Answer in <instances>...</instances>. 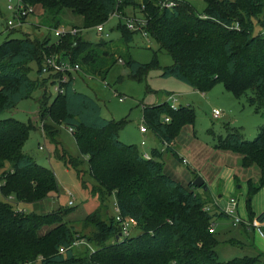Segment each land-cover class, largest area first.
Instances as JSON below:
<instances>
[{"label": "trees", "instance_id": "1", "mask_svg": "<svg viewBox=\"0 0 264 264\" xmlns=\"http://www.w3.org/2000/svg\"><path fill=\"white\" fill-rule=\"evenodd\" d=\"M22 1L34 6L49 27L63 25L64 18L71 20L69 27L80 32L56 41L49 36L36 39L25 35L0 44V117L43 89L38 112L51 121L59 118L56 125L72 131L97 186L93 194L114 197L116 213L110 214L107 203V210H102L101 200L84 218L93 226L98 245L89 255L77 256L73 244L86 236L64 221L72 208L44 214L15 209L11 200L36 204L57 192L58 185L51 169L24 152L30 131L36 128L35 118L27 123L0 119V264H264V252L220 262L215 217L229 216L205 195L209 187L205 191L193 181H178L166 169L159 149L154 147L150 158H145L137 146L121 141L120 133L128 120L105 118L99 101L75 88L74 73H66L63 93L52 97L47 84H54L62 74L42 71L46 57L56 55L79 65L77 73L105 80L110 67L121 59L130 68V75L140 78L149 66L129 56L106 67L112 55L109 50L102 52L108 47L106 42L93 44L81 34L82 29L107 23L115 11L124 20L131 9L146 18L148 35L173 59L171 66L162 69L163 76H173L203 93L221 83L236 98L246 96L260 111L264 109V32L255 34L254 29L256 25L264 29V0H204L202 13L187 1H178L171 9L162 7L160 0ZM119 29L125 43H130L136 32L121 21ZM31 63L37 65L38 77L34 79L28 75ZM142 111L148 132L176 155L171 143L184 125L193 123L194 110L190 106L173 109L166 101L144 106ZM49 124L45 122L44 129L58 151V130L48 131ZM222 142L225 149L241 157L243 168H258V181H247L246 208L250 222L264 224V210L256 214L251 206L253 197L264 187V126L252 141L243 140L231 129ZM61 156L75 168L84 161ZM117 211L134 221L138 235L122 234ZM231 221L234 227L246 226V222L234 225ZM228 241L237 244L235 239Z\"/></svg>", "mask_w": 264, "mask_h": 264}, {"label": "rangeland", "instance_id": "2", "mask_svg": "<svg viewBox=\"0 0 264 264\" xmlns=\"http://www.w3.org/2000/svg\"><path fill=\"white\" fill-rule=\"evenodd\" d=\"M18 1L0 0V44L8 38H20L25 35L36 39L49 36L52 41H56L58 38L55 36L54 28L49 27L45 20H42L40 12L29 16L22 27L15 28L8 25V21L12 19V13L8 10V6L11 3L16 4ZM179 1L190 2L199 13H202L205 9L204 0ZM127 13L130 16L141 17L139 11L133 14L131 9H128ZM70 21L63 18L62 24L69 26ZM75 21L73 22L79 23L78 20ZM120 21L124 23L123 19L112 17L105 23L103 33H99L95 28H89L82 29L81 34L93 44L106 42L108 47L106 49L102 48V52L109 50L112 53L108 56L106 67H109L115 60L117 61L119 57L124 60L131 56L137 62L149 66L148 69L141 74L140 78H137L130 75L131 70L126 64L118 61L110 67L105 80L100 76L86 75L83 72L74 73L75 88L79 92L96 98L101 104L102 114L105 118L115 121L128 120L127 125L120 133L121 141L137 146L140 152L157 147L161 152V160L166 169L183 184L194 182L198 176H201L209 187V193L205 195L212 200L216 207H220L218 193L222 194V208L225 207L226 198L233 193L232 196L234 195L239 200L238 213L241 217L247 219V184L244 182L246 172H243L245 168L241 165V157L237 153L225 149L222 140L224 141L227 138L231 129L237 130L243 140H254L259 128L264 126V109L256 111L255 107L249 104L246 96L236 98L221 83L203 93L173 76H163L162 69L173 64L171 55L161 49L159 43L152 36L145 37L140 32L134 34L130 43H125L119 29ZM261 32H264V29L256 25L254 33ZM152 64L156 66L150 67ZM30 67L29 77L32 79L37 78V65L31 63ZM86 71L91 73L90 70ZM105 82L108 85H105ZM56 85L57 83L47 84L48 95L49 93L52 97L56 95ZM42 94L43 89H38L32 97L5 111L0 119L14 118L27 123L35 118L36 128L30 131V137L24 145V152L35 158L39 165L54 172L58 191L36 204H17L12 200L11 204L18 211L38 214L49 213L57 209L72 208L73 211L65 215L63 219L72 224L79 235L86 236V238L77 240L73 244V251L77 256L89 255L98 245L97 237L95 233H92L94 231L93 226L83 220L97 209L101 200L103 202V205L101 203L100 206L101 209L107 210V206H105L107 203L110 214L115 215V200L114 197L109 195L95 196L93 194L92 190L94 189V192H96L97 186L94 185L95 182L90 176L87 161L82 158L73 133L63 124L56 125L59 118H53V121H51V119L42 117L38 112L39 99ZM120 97L124 98L123 102L119 100ZM174 98L177 107L190 106L195 114L193 123L184 125L177 133L178 135L173 143H171L170 148L175 151L176 155L156 140L152 136V132L145 134V136L140 132V127L145 126L143 123V107L166 101L172 103ZM215 109L220 112L218 118L213 116ZM45 122L50 123L48 131L54 133L56 128L58 130V151L56 144L48 138L50 134L46 135ZM143 139L146 141L145 146L141 145ZM62 154L65 158L68 155L80 158L84 160L83 164L78 168L66 164L61 156ZM225 167L235 171L240 179H236L237 184L233 181L227 184L226 176H222ZM258 172L259 170L255 166L251 170L249 169L250 179L257 182ZM213 193L216 195H213ZM251 206L255 213L262 210L264 206V187L253 197ZM215 222L217 237L220 240V244L216 248L220 262H227L233 258L256 256L258 252L255 248L264 251V239L259 238L257 234L254 235L250 231L246 233L242 227H233L231 218L221 219L215 217ZM133 225L130 226V233L131 235H138L140 230L135 224ZM234 236L238 238V240L235 239L237 244H231L228 241L229 238ZM88 238L90 239L88 240ZM247 240H250V242L247 243ZM241 241L247 243L246 246Z\"/></svg>", "mask_w": 264, "mask_h": 264}, {"label": "built area", "instance_id": "3", "mask_svg": "<svg viewBox=\"0 0 264 264\" xmlns=\"http://www.w3.org/2000/svg\"><path fill=\"white\" fill-rule=\"evenodd\" d=\"M119 1H121V0H119ZM178 1L179 0H160L159 3L162 7L171 9L177 5ZM8 10L12 13V19H10L8 21V25L11 27H15V28L22 27L25 24V20L29 16L39 13L38 10L34 6L28 5V4L24 3L22 0H19L16 4L11 3L8 6ZM112 17H119L120 18L121 15L118 11H115L114 13H112L110 15V19ZM124 23L130 31L140 32L145 37L149 36L148 32L146 31L147 20L145 17H143V16L138 17L136 15H132V16L129 15V17L124 18ZM104 25L105 24L97 25L95 27V29L99 33H103L104 32ZM54 30H55V36L58 39L66 36V35L75 36L80 32L79 28H73V27L64 26V25L56 27V28H54ZM106 35L108 36V33ZM120 63H123V61L121 59H120ZM42 71L45 74H48V73H54V74L61 73L62 74V76L57 78L55 83H54V84L57 83L55 91H56V94H58V93H63V91H64L63 87H61V84L64 83L65 81H67L66 73L67 72L77 73L78 71H80V67L77 64L72 65L68 61H62L59 59L58 56L52 55V56L46 57L44 64H43V67H42ZM105 85H108V84L105 82ZM115 94L117 95V93H115ZM119 100L121 102H123L124 98L120 97ZM175 103H176V99L174 98V100L171 103V106L173 109H177V106L175 105ZM219 115H220L219 110L215 109L213 111L214 118H218ZM169 120H170L169 118H166V121H169ZM140 131L142 133L148 132V130L146 129L145 126H141ZM142 144L143 145L146 144L145 141H142ZM40 149H42V147H40ZM144 157L150 158V155L144 154ZM206 210H209V208ZM221 210L225 214H227L229 217L232 218L234 225L239 224L242 221L246 222L248 225L253 226L255 231L261 237H264V231H263L264 224L252 223L249 220H244L238 213V202L235 198L231 197L228 201L227 206L222 208ZM116 220L122 226V234L129 235L131 232L130 226L135 224L134 221L130 218L121 217V215L118 211H117V215H116ZM211 232H213V230H211ZM61 251H63V249H61Z\"/></svg>", "mask_w": 264, "mask_h": 264}, {"label": "crops", "instance_id": "4", "mask_svg": "<svg viewBox=\"0 0 264 264\" xmlns=\"http://www.w3.org/2000/svg\"><path fill=\"white\" fill-rule=\"evenodd\" d=\"M37 114V113H36ZM141 132V131H140ZM149 132H147V133H142L141 132V134L143 135V136H145V134L147 135ZM142 141H144V139L142 140ZM142 143V142H141ZM142 145V144H141ZM145 146V145H144ZM155 148H157V147H155ZM151 151L152 150H143L142 151V153L143 154H149L150 156H151ZM198 166V165H197ZM252 168V167H251ZM251 168H248V169H243V172H246L245 174V178H244V182L247 184V181H248V179H250L251 178V176L249 175V173H248V171H249V169L251 170ZM245 170V171H244ZM224 173V174H223ZM223 173H222V176L224 175V176H226V178H227V180H228V183L227 184H229V183H231L232 181L235 183V184H237L236 183V179L237 180H240L239 179V177L236 175V173H235V171L233 170V169H230V168H224V170H223ZM259 174V172L257 173V175ZM221 175V174H220ZM238 187H240V186H238ZM236 193V192H235ZM232 194L233 193H231V194H229V196L226 198V202H225V207L227 206V204H228V201H229V199L231 198V197H233V198H235L236 199V197H234V195L232 196ZM213 195H216L215 193H213ZM217 197H218V202H220L219 203V206H220V208L222 209V205H221V198H222V194H220V193H218L217 194ZM237 200V202H238V209H239V200L238 199H236ZM264 210V206H263V208H262V210L260 211V212H258V213H256V214H259V213H261L262 211ZM239 211V210H238ZM240 215V214H239ZM241 216V215H240ZM243 218V217H242ZM244 220H248V218L247 219H245V218H243ZM232 222V221H231ZM232 225V224H231ZM233 226V225H232ZM234 227V226H233ZM237 227H242L245 231H246V233L248 232V231H250L251 233H253L254 235L255 234H257L258 236H259V238L261 237L256 231H255V229H254V227L253 226H250V225H247V223H246V226H237ZM229 230V229H228ZM231 230V229H230ZM232 239H236V240H238V238H236V236H234V237H231ZM231 238H229V239H231ZM262 239H264V237H261ZM228 239V240H229ZM251 240V239H250ZM250 240H247V243L248 242H250ZM240 241V240H239ZM242 242V241H241ZM243 243V242H242ZM247 243H243L245 246H246V244ZM255 250H256V252H258V253H260V252H264V251H260L259 249H257V248H255Z\"/></svg>", "mask_w": 264, "mask_h": 264}, {"label": "water", "instance_id": "5", "mask_svg": "<svg viewBox=\"0 0 264 264\" xmlns=\"http://www.w3.org/2000/svg\"><path fill=\"white\" fill-rule=\"evenodd\" d=\"M194 185L197 186V187L203 188L205 191L208 189V186L205 183V180L201 176H198L195 179Z\"/></svg>", "mask_w": 264, "mask_h": 264}]
</instances>
